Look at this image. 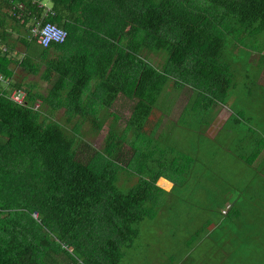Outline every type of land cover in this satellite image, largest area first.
<instances>
[{
    "label": "trees",
    "instance_id": "1",
    "mask_svg": "<svg viewBox=\"0 0 264 264\" xmlns=\"http://www.w3.org/2000/svg\"><path fill=\"white\" fill-rule=\"evenodd\" d=\"M49 1L52 13L43 18L39 2L0 0V75L8 81H0V264H121L138 237L136 225L145 219L148 202L178 188L177 180L170 192L158 185L169 170L191 177L194 186L188 194L210 216L197 232V242L211 245L216 255L205 252L203 264H264V163L259 169L251 167L257 142L250 140L249 155L232 149L229 157L221 151L217 167L201 162L196 170H185L175 163L178 153L183 144L190 142L192 150L194 144L189 138L179 141L185 133L177 131L178 123L163 139H157L160 120L147 128L153 113L162 109L159 100L172 74L196 79L214 99L230 100L228 91L238 73L235 62L225 59L226 36L237 30L257 40L264 33V0ZM19 3L25 6L21 18L15 11ZM35 19L64 28L67 41L42 49L35 38H13ZM97 34L102 40L88 39ZM17 43L25 45L21 60L12 57ZM71 46L74 55L46 67L57 73L48 95L28 89L23 105L10 99L15 89H23L11 82V65L39 70L33 61L35 47L45 56L51 48ZM3 48L10 50L9 56ZM93 79L104 108L123 96L133 102L127 126L134 134L126 139L134 148L132 163L140 178L126 190L119 187L120 167L111 160L121 146V140L111 144L114 124L105 147L109 158L102 157L104 166H98L78 157L76 138L63 124L48 123L47 114L35 109L39 102L91 118L83 102ZM207 108L188 106L184 114L207 118ZM136 138L138 144L132 142Z\"/></svg>",
    "mask_w": 264,
    "mask_h": 264
},
{
    "label": "rangeland",
    "instance_id": "2",
    "mask_svg": "<svg viewBox=\"0 0 264 264\" xmlns=\"http://www.w3.org/2000/svg\"><path fill=\"white\" fill-rule=\"evenodd\" d=\"M43 2L45 4L47 3L46 0H43ZM26 29L28 30L27 27ZM27 30L24 32H27ZM91 37H101V35L97 34L92 35ZM225 43L227 44V48L224 51L225 59L227 61L235 62L234 66H237L238 73L236 75L237 80L234 87H231L228 91V94L231 97L230 99L234 96H239V94H243V101H251L250 98L254 97L264 98V51L261 52L258 50L259 48L264 47V33L257 40H251L236 30V32L227 34ZM23 47L22 43H17L15 48L16 50L24 51ZM67 51L66 54L69 56L75 52V47H67ZM250 55L252 57L251 60L248 61ZM260 56L261 59L259 60ZM92 66H94V64H92ZM11 68L16 70L15 79H30L31 81H37L36 83L38 84L36 86L38 87L33 88V93H38L45 97L52 89V85L42 82L39 76H29V72L25 71L22 66L15 67L14 65H11ZM89 69L91 71L94 70L91 66ZM176 78L177 77L172 74L168 82L175 85V82L177 81L178 83L176 84L184 88L182 91L183 94H181V98L178 99L177 104L174 106L176 109H174L166 118V121H164L160 128V133L166 131L171 122L176 120V117L179 114V108L183 107L186 99L184 93L186 91H194L198 96L196 101H205L212 104L215 102L227 101L226 98L221 97L214 99V93L205 94V88L203 90V87H201L199 82L194 78L188 77L185 80ZM4 81L7 80L5 79ZM97 84V79H93L87 88L88 92L86 95L88 96V94H90L91 99H93V97H98L96 93ZM172 84H169L168 86L172 88ZM24 90L27 92L26 89ZM248 90L249 92H247ZM255 91L256 95H254ZM167 95L169 96L168 101H172L170 93L167 92ZM162 97L159 101L163 100ZM84 100L85 99H83V101ZM100 101L99 98H97L96 101H89L87 98L83 102V106H87L90 109V112L93 113L91 118H85L78 113H71L69 115L65 107L53 109L52 107L43 106L42 103L40 105L41 108L39 107V109L43 110L44 114H47L48 123L58 121L66 127L72 136L76 138L75 147L77 155L82 161L94 162L98 164V166H104L102 157L109 158L105 147L106 142H108L111 125L114 124L112 133H115V136L113 135L114 138L111 144L113 145L116 140H121V146L119 151L115 153V156L111 157V160L115 165L120 167L117 171V183L119 187L126 190L138 183L140 178L137 164L134 162L132 163V158L135 156L134 148L129 143L131 140L127 141V139L133 137L134 134L133 131V134L130 132L127 126L128 119L132 112L133 102L123 96L116 101L111 108L107 109L104 108ZM219 108L222 109L223 107ZM214 110L218 111V108H214ZM208 111L209 108H207L205 113ZM158 115V110L153 113L147 128L152 125L154 126ZM218 115V117L222 119V116L225 115V110L218 113ZM115 118L116 121H114ZM256 118H260V116L257 117L255 115L249 119L243 118L239 124H241L243 129H247L248 125H254ZM94 119L95 121H93ZM101 123L103 124L102 128H96V124L98 125ZM145 131L148 132V129ZM200 134L202 140H198L199 151L203 152L205 147L216 149V157L219 160L223 155L220 152H225V148L227 150L230 146L228 140L235 143L234 141L237 138V135H233V138H235V140L233 139L234 141L232 139H227L228 134L224 131L219 136L221 138L216 140V143H211L214 141L207 138L206 131H201ZM239 134L240 133H238V135ZM158 138L162 139L161 134L159 133L157 135V139ZM191 138L193 144H196L197 140L193 137ZM138 141L139 140L136 138V140L132 142L138 144ZM223 141L227 144V147ZM219 144H221V146ZM185 146L190 149V142H187ZM99 155L101 156L99 157ZM208 163L210 164L211 161ZM229 163L233 164L232 161ZM234 166L239 172L242 171L241 166H237L236 164ZM173 172V170H169L165 172V174L173 181L177 180L180 182L177 184L178 188L171 194L162 192L156 196L154 201L151 200L148 202V211L145 219L136 225L139 232L138 237L134 241L132 248H127L125 251L121 264H203L204 259L201 255L205 252H214L216 255V252L211 249V245L207 243L198 245L197 242V232L202 228V224L207 220L206 218H209V216L201 209L197 208V197L194 196V199L191 200L192 197L188 194L190 187L192 185L194 186V183L190 179L191 177L187 173L184 174V171L182 170H179L176 174ZM158 184L163 187V180L159 179ZM34 217H37L36 213H34ZM69 251L74 256L72 249H69Z\"/></svg>",
    "mask_w": 264,
    "mask_h": 264
},
{
    "label": "crops",
    "instance_id": "3",
    "mask_svg": "<svg viewBox=\"0 0 264 264\" xmlns=\"http://www.w3.org/2000/svg\"><path fill=\"white\" fill-rule=\"evenodd\" d=\"M47 3L45 4L43 2V0H39V6H41L44 9V14H43V18L48 17L51 13H52V3L49 0H46ZM25 8V6H24ZM17 11V10H16ZM24 11V10H23ZM22 11V12H23ZM19 12V11H18ZM21 13V12H20ZM23 15V13H21ZM42 18V19H43ZM42 19L38 20H31L29 23L26 24V27L30 30H27L26 27H23L19 32H15L13 38H21L22 40H32V35H31V29L34 25H36L37 21H43ZM27 32H24L26 31ZM30 33V35H29ZM16 35V36H15ZM34 39V38H33ZM83 39L86 42L87 36H83ZM88 39L90 41H95V40H102L101 37H91L88 36ZM37 43V42H36ZM23 44V43H22ZM37 45H39L37 43ZM23 50L25 49V45L23 44ZM40 46V45H39ZM42 49H45L43 47H41ZM35 52V58L33 59L34 63L37 64V66L39 67V70L37 69H29L28 67L24 68L25 71L29 72V76L33 75V76H39V78L41 79L42 82H45L46 84L49 83L51 85H53V81L56 80L57 78V73L55 71L47 72L46 71V67L49 65V63L54 62V61H61L62 59L65 58H69L70 56L74 55V53H72L71 55L68 56V54H66L68 51L67 49H50L48 50V53L45 56H40V50L38 51V48L35 47L34 48ZM3 54L5 55V53L8 55V51L3 48ZM25 51V50H24ZM24 51H19L16 50V48H14V52L12 53V57L15 58L16 60H21V58L24 55ZM21 53V54H20ZM16 67V65H14ZM17 67H21L19 64L17 65ZM264 70V67H263ZM262 70V73H263ZM49 75V76H48ZM16 76V70L14 69V74L12 76L11 82L14 83H20L21 85H23L24 89L26 90H30V91H34L33 88L38 87L36 86L38 83H36V80H26V79H21V80H17L14 77ZM264 76V75H263ZM8 82V81H7ZM172 84V83H167L166 87L163 91V100L160 101L161 104V111L159 112V115L157 116V120L161 121V127L164 123V121H166V118L172 113V111L174 109H176V107H174L177 104L178 99L181 98V94L182 91L184 90L183 87H179L176 84H172V88H170L168 85ZM263 85H264V78H263ZM264 88V86H263ZM97 89V88H96ZM88 92V91H87ZM167 92L170 93V96L172 97V101H168V95ZM186 99L184 101L183 107L179 108V114L176 117L175 121H172L169 128H167L166 131L161 132L160 133V129L158 130V132L161 134V138H165L166 133H168V131L172 128V126H174V124L177 122L178 123V127H177V131L179 133L184 132L186 135V132L188 133L187 136H181L179 141L181 142L182 138H189L192 142V138L193 137L195 140H197V143L194 144L193 146V150L192 149H188L184 144L182 145V150L179 151V157L178 159H176V164H178L179 169H185V170H190L191 167H196L198 164H202L201 162H203L204 164H207L209 161H211L210 165H213L214 167H217L218 164L216 158V149L213 148H206L203 150V152H200L198 149V145L199 142L198 140H202L201 139V131H206L207 133V138L209 140H213L214 142L211 143H216V140H218L221 133L226 131V133L228 134L227 139H234L233 135H237V138L234 142H236L237 147H234V144L231 140L228 142L230 143L229 146V150L225 151L228 153L226 155H228L229 157H233V153H232V149H236V151L239 153H241L243 155V152L245 153V155H249L248 151L250 149V147H248L250 145V140H252V144H254L253 142H257V147H256V155L257 158L255 160V162L253 163L252 169H259L263 166L264 163V101H234V99H230L227 101H220V102H215L214 104L210 103V102H205V101H194V99L197 97L194 91H186L184 92ZM38 94V93H37ZM87 96V95H86ZM90 96V97H89ZM95 96V94H94ZM97 96H99V94H97ZM88 100L91 98V95L88 94ZM40 101V100H38ZM209 104V105H207ZM193 107H204L206 109V107L209 108V112H208V116L209 117H198L195 113L189 114L188 116L185 115V109L188 106H192ZM219 107H223L226 109H220ZM214 108H218L217 110H214ZM225 110V115L222 116V119L219 118L218 113H220L221 111ZM260 116V118H256V121L251 125H248L247 129H243L241 124H239L240 121H242L243 118L245 119H249L252 116ZM199 118V119H198ZM203 121H208V123H205L206 125L204 127H202V125H200V122ZM160 127V128H161ZM162 131V130H161ZM221 132V133H220ZM238 133H240L238 135ZM205 137V136H204ZM193 139V141H194ZM261 139V140H260ZM224 142V141H223ZM239 142H240V146H239ZM193 143V142H192ZM225 143V142H224ZM226 144V143H225ZM188 146V145H187ZM227 147V144H226ZM247 149V150H246ZM195 157V158H193ZM208 160V161H207ZM207 162V163H206ZM215 162V164H213ZM209 164V163H208ZM193 165V166H192ZM231 168V167H230ZM160 180H163L164 184L163 187L161 185H159L160 187H162L165 191L170 192L174 182L171 178L169 177H161ZM199 216V215H198ZM197 216V217H198ZM210 217V216H209ZM207 219V218H206Z\"/></svg>",
    "mask_w": 264,
    "mask_h": 264
},
{
    "label": "built area",
    "instance_id": "4",
    "mask_svg": "<svg viewBox=\"0 0 264 264\" xmlns=\"http://www.w3.org/2000/svg\"><path fill=\"white\" fill-rule=\"evenodd\" d=\"M33 2H39V0H31ZM19 11L17 18L22 17V11L24 10V5L19 3L15 7V11ZM21 12V13H20ZM31 35L36 39V42L43 48H48L53 44H63L67 41L68 32L60 27L59 25L47 21H37L36 25H34L31 29ZM4 77L0 75V81H3ZM27 97V93L23 89H15L10 95V99L17 104L23 105L25 103V99ZM40 107V103H36L35 109Z\"/></svg>",
    "mask_w": 264,
    "mask_h": 264
}]
</instances>
